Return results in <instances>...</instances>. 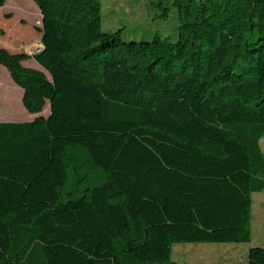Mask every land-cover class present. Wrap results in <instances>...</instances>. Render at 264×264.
I'll return each instance as SVG.
<instances>
[{
  "label": "trees",
  "instance_id": "1",
  "mask_svg": "<svg viewBox=\"0 0 264 264\" xmlns=\"http://www.w3.org/2000/svg\"><path fill=\"white\" fill-rule=\"evenodd\" d=\"M32 1L40 50L0 47L38 115L0 122V264H180L175 243L249 242L264 0H171L175 41L104 32L101 0Z\"/></svg>",
  "mask_w": 264,
  "mask_h": 264
},
{
  "label": "rangeland",
  "instance_id": "2",
  "mask_svg": "<svg viewBox=\"0 0 264 264\" xmlns=\"http://www.w3.org/2000/svg\"><path fill=\"white\" fill-rule=\"evenodd\" d=\"M102 30L121 31L124 40H150L159 35L175 41L177 18L171 0H101ZM164 14V15H163ZM41 15L32 0H6L0 7V47L9 52L33 54L40 48ZM26 67L42 70L33 60ZM10 95L11 98L6 97ZM13 98L16 102H13ZM22 89L14 84L4 66H0V122L30 121L21 103ZM48 105L39 115H48ZM264 149V139L260 141ZM251 247H264V193L252 194L251 239L247 243H175L171 260L180 264H248Z\"/></svg>",
  "mask_w": 264,
  "mask_h": 264
},
{
  "label": "crops",
  "instance_id": "3",
  "mask_svg": "<svg viewBox=\"0 0 264 264\" xmlns=\"http://www.w3.org/2000/svg\"><path fill=\"white\" fill-rule=\"evenodd\" d=\"M4 122H8V121H4ZM12 122H24V121H12Z\"/></svg>",
  "mask_w": 264,
  "mask_h": 264
},
{
  "label": "water",
  "instance_id": "4",
  "mask_svg": "<svg viewBox=\"0 0 264 264\" xmlns=\"http://www.w3.org/2000/svg\"><path fill=\"white\" fill-rule=\"evenodd\" d=\"M38 50H40V48H39ZM38 50H37V51H38Z\"/></svg>",
  "mask_w": 264,
  "mask_h": 264
}]
</instances>
